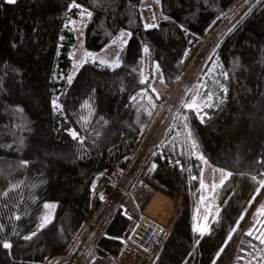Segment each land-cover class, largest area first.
I'll use <instances>...</instances> for the list:
<instances>
[{
    "label": "trees",
    "instance_id": "16d2710c",
    "mask_svg": "<svg viewBox=\"0 0 264 264\" xmlns=\"http://www.w3.org/2000/svg\"><path fill=\"white\" fill-rule=\"evenodd\" d=\"M233 1L161 0L160 12L183 24L186 35L163 20L158 29L145 31L141 0H75L93 12L84 27L89 51L102 50L122 30L133 36L120 67L86 62L71 84L67 79L76 37L64 24L79 18L81 9L69 12L72 0H18L0 7V224L5 228L0 239L13 244L10 250L0 247V264H52L74 250L94 206L101 204L98 178L132 153L154 110L143 97L151 77L143 78L142 46L149 45L150 62L159 64L169 84L182 70L184 53ZM216 55L227 77L222 76L225 84H217L213 103L218 98L223 103L202 110L207 114L203 124L191 110L190 126L203 156L232 175L216 190L212 207L202 202L203 163L182 137L169 136L153 156L157 168L152 175L183 197V209L151 264H264L263 240L244 228L264 190L256 194L258 184L251 179L264 178V0L250 5L223 37ZM57 96L61 109L53 111L51 99ZM16 108L23 112L16 114ZM71 131L83 138L82 146ZM24 160L27 167L21 165ZM48 200L59 202L52 222L31 241L12 236L13 230L20 236L35 231ZM208 215L209 231L201 237L194 231L195 218ZM129 226L119 207L107 219L89 261L111 258L120 264Z\"/></svg>",
    "mask_w": 264,
    "mask_h": 264
},
{
    "label": "rangeland",
    "instance_id": "374dc122",
    "mask_svg": "<svg viewBox=\"0 0 264 264\" xmlns=\"http://www.w3.org/2000/svg\"><path fill=\"white\" fill-rule=\"evenodd\" d=\"M256 1L257 0H247L246 2V0H234L221 13L220 20L217 22V24H212L211 26L209 25L206 28V30L199 36L195 46L187 53V56H185L183 67L179 75L169 84L165 83L160 66H159V70L156 69L155 65L157 64V62L151 63L149 59V53L147 54L143 53L142 55V60L144 65L143 78L148 79L149 77H151L148 86L149 89H146V92L144 93L143 97L146 101H149V98H151V101L149 102H152L153 103L152 106H154V110L152 112L151 118L148 124L146 125L147 128L145 127L144 129L145 131L144 135L146 136L148 135L147 140L145 139L146 142L144 145V149L142 150L140 156L138 157L136 165H134L136 171L135 174L131 176L130 181L127 180L124 181V179H126L127 171L124 173L123 167L125 166L119 165V161L120 162L124 160L127 161L128 158H131L132 156L135 155L136 148L138 149L139 147V144H137L138 141L135 143L132 153H130L128 157L126 156L121 157L120 159L115 161V163L111 166V168L107 169L104 173H101L103 179L105 177V173L109 174L110 171L115 169L116 167L119 169V171L120 168H122L121 173H119V178H121L123 182L121 184L120 181L118 187L120 188V190H122L121 191L122 194L123 195L125 194L123 198L121 197L120 198L124 201V203L126 202L125 204L126 213H128L127 206L130 205V203H133V200L131 199L128 200L129 197L132 196L134 200L135 199L139 200L137 202L138 205L141 201L140 200L141 198L142 199L146 198L145 195L147 193L138 189V183L140 182L139 175H143V177H146L149 180V182H151L152 185L149 186L151 188L153 186L152 190L153 191L154 189L156 190V192H154L155 195L153 199L155 198L157 193H159V195L162 194L161 196L162 203L155 201L154 205L152 206L153 211L152 213H150L149 211L148 215L154 218L156 221L160 220L161 212H163L164 210L162 204H164L165 206H170L171 213H170L169 222L171 224V227L173 228L175 222L180 216L179 215L180 212L183 209V197L175 192L166 189V187L160 185L158 182H157L158 186L155 187L156 180L153 179L152 177L153 176L152 171L150 172L147 170L148 157L152 159V157L154 156L153 153H157V151L160 150L162 144L168 140L170 135L171 137H175V136L179 138L182 137L183 140H185L188 146L192 149L193 155L196 156L197 158L203 156L190 126L189 112L191 110L186 109L184 105L186 103L191 102L193 99H195L198 103H203V99L207 96L208 92L214 93L213 95V101H214V97L217 93L216 92L217 84H221V82L222 84H225V82H223L222 79V76L224 75V72L222 71V64L216 55L219 45L223 37L227 34V32H229V30L249 11L250 5H252ZM142 5H143L142 13L144 16L145 23L153 22V13H156L157 17L160 16L161 14L160 7L159 5H156L153 2V0H143ZM72 20L76 22L75 24L72 25L73 29H81L83 31V35H80L79 31H74L76 42L70 52V58L72 59L73 66H72V70L69 73V76L71 75L74 78L76 73L80 69L79 68L77 70L75 65L77 63H81L82 65L86 63L84 61L86 60L87 52H92L97 57L96 62L98 63H99V59H105L111 61L114 59L115 53L119 48V41H117L116 44H113L112 42L107 44L102 50L89 51L84 46L85 26L80 22L81 18L79 17L77 19H72ZM122 31H128V30H122ZM210 56L212 57L211 60L209 59ZM210 81H212L213 83L212 82L210 83ZM197 86H199V94H197L196 92ZM218 100L221 99L218 98L215 101ZM184 117H187V119L185 120ZM185 124L187 125V128L184 127ZM189 133H191V138L188 137ZM142 139H143V135L141 136L140 141H142ZM193 143L196 145L195 148L192 147ZM204 159L207 161V163L206 164L203 163L201 179L204 181V184L207 186L205 190L206 195L209 198H211L214 196V193L212 192V185L213 184L220 185L221 179L229 171L223 168H218L213 166L212 164H210L209 160L206 157H204ZM106 176H107L106 180L107 181L109 180L107 184L108 186L106 188L108 194L111 191V190L109 191V187L112 185V181L110 178H108L109 175ZM114 177L115 179L118 180L117 174ZM146 184L148 185V183ZM148 193H151L150 190H148ZM114 196H116V194ZM176 196L180 198L181 201H175ZM207 201L210 202V206L212 207L213 205L212 199H208ZM45 203L55 205V207H52L51 209L44 208L41 218L44 217L46 214H48L52 220L59 202L55 200H48ZM261 205H264V190L262 191L261 195L256 201L255 208L253 209V212H255L253 214V217H250L249 219L247 218L244 224V228L246 227L247 233L251 231L252 235L258 236L261 240L264 241V209H261ZM155 206L156 207L159 206V207L155 209ZM113 214L114 211H111L108 214L109 218ZM209 222H210L209 215L207 219H205V217L202 218L196 217L194 222V229L201 228L204 230L205 233H207L209 231V224H210ZM86 232H84V234L80 238V241L82 242L80 243L79 241L80 243L79 246H81L79 248V251L76 254H74L78 258L81 257L82 254L89 249L88 246H86L85 240L88 241L91 237L90 235L93 236V241H94L92 242L93 245L100 237L97 231H95L94 234H93V230L91 229H89L87 234ZM166 236L164 237V239L166 238ZM124 239L125 238H123V240ZM164 239L162 240V244ZM124 242L126 243V247L128 248L127 241L125 240ZM125 259H127V257L120 256L119 258L120 264L124 263ZM89 262L90 263H88V261H85L83 262V264H110L111 262H113V260H111V258H103V259L98 258ZM134 264H148V263H146L145 261H138L135 262Z\"/></svg>",
    "mask_w": 264,
    "mask_h": 264
},
{
    "label": "snow or ice",
    "instance_id": "6c2138e0",
    "mask_svg": "<svg viewBox=\"0 0 264 264\" xmlns=\"http://www.w3.org/2000/svg\"><path fill=\"white\" fill-rule=\"evenodd\" d=\"M153 2L156 5H160L161 4V0H153ZM204 2L207 3V0H204ZM246 2H247V0H246ZM260 2H262V0H257V3H260ZM17 3H18V0H0V7H3L4 5H16ZM141 3H143V0H141ZM195 3L198 4L199 0H195ZM73 8L81 9V11L77 13V15L80 16V18H81L80 22L82 24H84V26L86 27L87 26V22L85 20V17H87L88 19H91V17L93 16V12L87 10L86 8H82V6L80 4H78V3H76L75 0H72V3L68 6V11L71 12V10ZM141 19H143V17H141ZM160 20L168 21L170 23H173V24L176 25L177 28H179L186 35L188 34V29L183 24L177 23L176 20H174L171 16L165 15L162 12H161L159 17H157L156 13H153V22L152 23H143L142 27H143V29L145 31H151V30H154V29H158ZM75 23H76L75 21H73L71 19H68L67 22L64 24V28L67 29L68 31H79L80 35H83V31L81 29H73L72 25L75 24ZM35 30L36 29L34 28L33 31H35ZM230 31H231V29H230ZM132 36H133V33L131 31H121L119 36L117 37V39L112 41L113 44H116L117 41H119V48H118V50L115 53L114 59L111 60V61H108V60H105V59H99V65L107 66V67H109V68H111L113 70H115V68L120 67L121 66V62H122V53L124 52V49L129 45V41L132 38ZM64 39H65V37L63 35L59 36V40L60 41H63ZM12 46H13V48H16L17 44L13 43ZM142 52L145 53V54L150 52V47H149V45L147 43H145L142 46ZM184 55L187 56V52H185ZM209 59L211 60L212 57L210 56ZM96 61H97V57L92 52H87L86 53V60L84 62L95 63ZM181 63H183V60H181ZM81 66H82L81 63H77L75 65L77 70ZM155 67H156L157 70H159V64L158 63L155 65ZM12 71L13 72H18L19 70L14 68ZM5 75H7V73H5ZM224 75H225V77H227V73H225ZM61 78H63V77H61ZM53 79H55V77H53ZM2 82H3V77H0V83H2ZM72 82H73V77L70 75L68 77V79H67V83L71 84ZM144 82H145L144 80H141V83H144ZM223 91L227 92L228 89L227 88H223ZM196 92H197V94H199V86H197ZM213 95H214V93L208 92L207 96L203 99V103H198L195 99H193L191 102L186 103L184 105V107L186 109L192 110L197 115V117L199 118L200 123L203 124V123L206 122L205 121V116L207 114L206 113L201 114L202 109L203 108L218 107L219 104L223 103L222 100H218L217 103H213ZM132 99L135 100L136 97H132ZM58 100H59L58 96L53 98V99H51V106H52V110L53 111H59L61 109V105L58 103ZM149 101H151V98H149ZM13 111L16 114H20V113L23 112V108H16ZM148 114L151 115V112H149ZM184 119L186 120L187 117H184ZM184 127L187 128V125L185 124ZM21 130L24 131V130H28V129H26V127H24V126H21ZM70 135H71V137H72V139L74 141H77L81 146L83 145L84 140H83L82 137L79 136V134L76 131H71ZM188 137L191 138V133L188 134ZM20 144H21V146L23 145V138H21ZM195 146L196 145L193 143L192 147L195 148ZM0 147H2V146H0ZM7 147L11 148L12 145H8ZM153 155H156V154L153 153ZM198 158L202 161V163H205V164L207 163V161L204 159L203 156H200ZM28 164H29V162L26 161V160L21 161V165L24 166V167H27ZM156 168H157V165L154 163L149 168V171L150 172L151 171H155ZM201 175H202V171H201ZM231 175H232V173L228 172L221 179L220 185L213 184L212 185V192L215 194L216 190L221 185H223L224 181L227 180ZM193 179H196V177H193ZM251 179H252V181H254V182H256L258 184V187L255 188V192H256V194H259L260 193V189L264 188V178H261L260 180L257 181V177L255 175H253L251 177ZM200 185H201L202 193H205V190H206L207 186L204 184V181L202 179L200 180ZM17 186L18 185H14L13 187H17ZM94 188H95V185H93V189ZM7 194H8L7 192H4L3 195L7 196ZM99 198L103 199L104 198L103 194H101ZM208 199H215V195L213 197H211V198H209L206 195V193L201 195V201L202 202H204V201H206ZM253 199H254V197H253ZM52 207H55V205H51V204H48V203L44 204V208H46V209H51ZM261 209H264V205H261ZM14 219L15 220H20L21 217H20V215H15ZM128 219H131V217L129 216ZM205 219H207V216H205ZM243 219H244V216L241 215L239 217V220H243ZM239 220L237 221V224H239ZM51 222L52 221H51L50 216L48 214H46L44 217L41 218V222L37 225L36 231H32L28 235L20 236L19 232L13 230L12 236L20 237V239H22L23 241H31L34 237L37 236L39 231L44 229ZM4 230H5L4 225L0 224V233L4 232ZM194 231H196L199 234V236H201V237L205 234L204 230L201 229V228H196ZM232 231H235V229H233ZM248 235H252V232L249 231ZM228 239H231V236H229ZM195 242H196V244H199L200 240L197 239ZM261 243H264V241H261ZM0 247H2L5 250H10V249H12L13 244H12V242H10L9 239H0ZM223 251H224V249L221 248L219 250V252L217 253V256H219L220 253H222ZM189 255H191V253ZM213 264H215V261H213Z\"/></svg>",
    "mask_w": 264,
    "mask_h": 264
},
{
    "label": "crops",
    "instance_id": "0c3cea01",
    "mask_svg": "<svg viewBox=\"0 0 264 264\" xmlns=\"http://www.w3.org/2000/svg\"><path fill=\"white\" fill-rule=\"evenodd\" d=\"M146 128H147V126H146ZM144 129H143L142 134H141V136L143 135V139H142V141H140L141 137L139 138L138 143H137V144H139V147H138V149L136 148L135 155L132 156L131 158H128L127 161H126V164L124 165L125 167H123L124 173L127 171L126 179H124V181L125 180L130 181L131 180V176L133 174H135L136 170H135V166L134 165H136L138 157L140 156L142 150L144 149V145H145V142H146L147 136H148V135L147 136L144 135V133H145ZM118 159H120V158H118ZM152 164H154L153 157H152V159H150L148 157V163H147V170L148 171H149V168L152 166ZM119 165H121L120 161H119ZM121 171H122V168H120V171H119V169L116 167L115 169L111 170L109 174L105 173V177H107L106 175H109L108 178H110L111 181H112V185L109 187V191L110 190L111 191L108 193L110 195L107 194V190H106V193H105L106 195L103 194L104 198L102 199L101 204L98 207L94 206L93 212H92V214H91V216H90V218L88 220V223H87V227H86V231L87 232L86 231L85 232L87 234L89 229H91V230H93V234L95 233V231H97L99 233V236L103 235L105 233V225H106L107 219L109 218L108 214L111 211L115 212L119 207H122L123 208V212L125 213V215L128 216V217L129 216L131 217L130 226H129L128 230L125 233L126 235L124 234V236H123V238H125L124 240H126L127 243H128V248L124 252L126 254L127 259H125L124 263H122V264H134L135 262L143 261V260H138L137 261V259H135V255H134V248L135 247H134L133 244L129 243L128 236L135 229V227L138 224L140 218L144 214L148 215L149 211H153L152 208H151V210H149V206L152 204V201L155 200V198L153 199V197L155 195L154 192H156V190L155 189H154V191L152 190L153 186H152V188L149 186V185H152V184H151V182H149V180L146 177H143V175H139V178H140L139 181L140 182L138 183V189H140L141 191L147 193L145 195L146 198L145 199L141 198L140 199L141 201H140V203L138 205L137 202L139 200H137V199L134 200L132 198V196L129 197L128 200L129 199L133 200V203H130V205L127 206V208H128L127 212L128 213H126L125 212L126 211V209H125L126 202L124 203V201L121 199V198L124 197L125 194L123 195L122 192H121L122 190H120V188L118 187L120 181H121V184L123 182V180H121V178H119V173H121ZM116 174H117L118 180L115 179V177H114ZM101 180H102V176L99 177L98 181L100 182ZM146 183H148V185ZM142 184H144V185H142ZM156 186H158L157 181L155 182V187ZM145 190H147V191H145ZM148 190H150L151 193H148ZM115 194H116V196H114ZM157 194H156V196H157ZM170 194H172V193H170ZM175 199H176L175 201H181V199L178 198L177 196L175 197ZM127 203H128V201H127ZM100 231H102V232H100ZM90 236L91 237H90V239L88 241L85 240L86 246H88L89 249L86 250L82 254L81 257L78 258L74 254H76L79 251V248L81 247L79 245H80V243L82 241H80V243L78 242V244L75 246L74 250H72V252H70L69 254H67L65 256H62V257L55 258V260L56 259L58 260V264H80V263L83 264V262H85V261H88V263H90L89 262V256L91 254V248L93 246L92 242H94L93 241V236L92 235H90ZM126 236H127V238H126ZM113 263L114 262H111L110 264H113Z\"/></svg>",
    "mask_w": 264,
    "mask_h": 264
},
{
    "label": "built area",
    "instance_id": "2783aa9c",
    "mask_svg": "<svg viewBox=\"0 0 264 264\" xmlns=\"http://www.w3.org/2000/svg\"><path fill=\"white\" fill-rule=\"evenodd\" d=\"M108 181L106 180V177H104L98 183L97 191L100 194L106 193ZM171 229L172 227L169 220L167 224H163L144 214L140 218L135 229L128 236L129 243L133 244L135 247V259L143 260L146 263L151 264L161 250L162 240L170 233ZM121 257H126V254L123 253ZM52 264H58V261L56 260Z\"/></svg>",
    "mask_w": 264,
    "mask_h": 264
},
{
    "label": "bare ground",
    "instance_id": "6f19581e",
    "mask_svg": "<svg viewBox=\"0 0 264 264\" xmlns=\"http://www.w3.org/2000/svg\"><path fill=\"white\" fill-rule=\"evenodd\" d=\"M161 196H162V194L161 195H159V193L157 194V196L155 197V200H153L152 204L149 206V210H151V208H153L152 206L154 205L155 201L161 202V199H162ZM162 206H163L164 210H163V212H161V217H160V220H158V221H160L163 224H167L168 220L170 219L171 207L165 206L164 204H162ZM155 209H156V207H155ZM150 213H152V211H150Z\"/></svg>",
    "mask_w": 264,
    "mask_h": 264
}]
</instances>
